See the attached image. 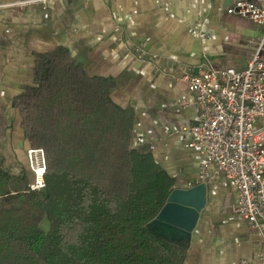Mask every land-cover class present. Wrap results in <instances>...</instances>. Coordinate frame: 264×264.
Instances as JSON below:
<instances>
[{"label": "crops", "instance_id": "1", "mask_svg": "<svg viewBox=\"0 0 264 264\" xmlns=\"http://www.w3.org/2000/svg\"><path fill=\"white\" fill-rule=\"evenodd\" d=\"M235 1L55 0L0 10V167L26 160L13 101L33 85L36 55L66 49L89 75L112 80L113 102L134 112V144L148 148L174 180L175 203L197 209L196 217L170 210L153 220L165 236L188 242L184 264H259L262 236L235 213V184L223 175L203 181L205 156L181 133L199 121L183 72L244 71L263 36L262 25L228 12Z\"/></svg>", "mask_w": 264, "mask_h": 264}, {"label": "trees", "instance_id": "2", "mask_svg": "<svg viewBox=\"0 0 264 264\" xmlns=\"http://www.w3.org/2000/svg\"><path fill=\"white\" fill-rule=\"evenodd\" d=\"M33 74L13 106L45 152V188L0 167V264H184L188 242L151 226L174 180L134 146V112L113 102L112 80L63 48L37 54Z\"/></svg>", "mask_w": 264, "mask_h": 264}, {"label": "built area", "instance_id": "3", "mask_svg": "<svg viewBox=\"0 0 264 264\" xmlns=\"http://www.w3.org/2000/svg\"><path fill=\"white\" fill-rule=\"evenodd\" d=\"M55 0H26L0 4V10ZM230 14L264 27V0H236ZM120 32V28L115 30ZM202 37H207L203 35ZM136 53H141L137 50ZM142 54V53H141ZM264 33L244 71L209 68L199 73L184 71L180 79L195 94L199 114L196 125L181 133L189 147L201 151L205 161L199 174L203 181L223 175L236 186L239 199L235 213L262 236L259 264H264ZM258 121L263 126L256 128ZM34 173L33 190L45 188L46 163L42 150L28 151ZM241 264H249L242 261Z\"/></svg>", "mask_w": 264, "mask_h": 264}, {"label": "water", "instance_id": "4", "mask_svg": "<svg viewBox=\"0 0 264 264\" xmlns=\"http://www.w3.org/2000/svg\"><path fill=\"white\" fill-rule=\"evenodd\" d=\"M200 188H202V187H200ZM200 188H196V189L192 190V192H184L182 194L179 193L178 196H182V197L188 198L192 194L198 192ZM176 195H177L176 192H173V191L171 192V194H170V196H169V198L167 200L166 205L163 207V209L161 210V212L159 213V215L156 217L157 220L167 219V215H168V212L170 210H176V211L178 210L177 212H179V214H181V215H189V216L194 215L196 217V215H197V209L196 208H193V207H188V206L181 205L180 203H175L174 200H175ZM156 221H154V223ZM178 223L181 224L182 222H178ZM151 226L153 228H155V229H158V228L154 227L153 221L151 222ZM162 234L165 235L164 233H162Z\"/></svg>", "mask_w": 264, "mask_h": 264}, {"label": "rangeland", "instance_id": "5", "mask_svg": "<svg viewBox=\"0 0 264 264\" xmlns=\"http://www.w3.org/2000/svg\"><path fill=\"white\" fill-rule=\"evenodd\" d=\"M117 29V28H116ZM115 29V30H116ZM121 28H120V32H116V33H118L119 35H118V38H117V42L119 43V44H124V37H123V35H122V33H121ZM133 131V130H132ZM24 135H25V133H24ZM25 139H26V137H25ZM27 140V139H26ZM28 142V141H27ZM28 144H29V142H28ZM133 144H134V141H133ZM134 146H139V145H137V144H134ZM30 149H33L32 147H30V145H29V148L26 150V152H25V154H26V160H25V162H22V163H19V165H20V167H18L17 169H15L14 167H8L7 169H4V170H6V171H8V172H10L11 174H13V175H18L21 171H23V170H25L26 172H27V174H28V176H29V178H30V188L32 189V183L34 182V173L32 172V170H31V166H30V162H29V158H28V151L30 150ZM33 150H42V149H33ZM43 151V150H42ZM44 152V151H43ZM44 156H45V152H44ZM45 163H46V159H45ZM33 190V189H32ZM43 190V189H42ZM34 191H40V190H34ZM41 228L44 230V231H48L49 229H50V226H49V223H48V221L46 220V219H44L42 222H41Z\"/></svg>", "mask_w": 264, "mask_h": 264}]
</instances>
